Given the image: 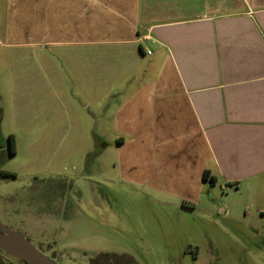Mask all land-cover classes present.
Wrapping results in <instances>:
<instances>
[{
    "label": "crops",
    "instance_id": "obj_1",
    "mask_svg": "<svg viewBox=\"0 0 264 264\" xmlns=\"http://www.w3.org/2000/svg\"><path fill=\"white\" fill-rule=\"evenodd\" d=\"M0 91L35 93L41 126L55 98L79 144L108 114L141 193L264 189V0H0Z\"/></svg>",
    "mask_w": 264,
    "mask_h": 264
},
{
    "label": "rangeland",
    "instance_id": "obj_2",
    "mask_svg": "<svg viewBox=\"0 0 264 264\" xmlns=\"http://www.w3.org/2000/svg\"><path fill=\"white\" fill-rule=\"evenodd\" d=\"M45 106L37 125L35 93L0 91V172L13 175L0 178L1 224L59 264H88L99 253L136 264H264V189L218 183L194 209L141 193L119 180L108 114L94 146L55 123V98ZM8 134L16 138L12 157ZM100 140L110 147L101 151Z\"/></svg>",
    "mask_w": 264,
    "mask_h": 264
},
{
    "label": "water",
    "instance_id": "obj_3",
    "mask_svg": "<svg viewBox=\"0 0 264 264\" xmlns=\"http://www.w3.org/2000/svg\"><path fill=\"white\" fill-rule=\"evenodd\" d=\"M0 252L27 264H59L18 232L0 223Z\"/></svg>",
    "mask_w": 264,
    "mask_h": 264
},
{
    "label": "trees",
    "instance_id": "obj_4",
    "mask_svg": "<svg viewBox=\"0 0 264 264\" xmlns=\"http://www.w3.org/2000/svg\"><path fill=\"white\" fill-rule=\"evenodd\" d=\"M9 142V155H14V141L12 136H8ZM1 177H10L12 174L1 173ZM203 180L214 183V178L209 176V172L205 171L203 174ZM0 264H27L26 262H21L15 259H12L5 254L0 252ZM90 264H136L134 260L127 255H117L111 253H100Z\"/></svg>",
    "mask_w": 264,
    "mask_h": 264
},
{
    "label": "flooded vegetation",
    "instance_id": "obj_5",
    "mask_svg": "<svg viewBox=\"0 0 264 264\" xmlns=\"http://www.w3.org/2000/svg\"><path fill=\"white\" fill-rule=\"evenodd\" d=\"M100 254V253H99ZM111 254H115V253H111ZM117 255H126V254H117ZM98 255H96L95 257H97ZM127 256H129V255H127ZM95 257L94 258H92L90 261H89V263L88 264H90L91 263V261H93L94 259H95ZM130 257V256H129ZM132 258V257H131ZM133 259V258H132ZM134 260V259H133ZM135 262V261H134Z\"/></svg>",
    "mask_w": 264,
    "mask_h": 264
},
{
    "label": "built area",
    "instance_id": "obj_6",
    "mask_svg": "<svg viewBox=\"0 0 264 264\" xmlns=\"http://www.w3.org/2000/svg\"><path fill=\"white\" fill-rule=\"evenodd\" d=\"M148 54H150V53L148 52Z\"/></svg>",
    "mask_w": 264,
    "mask_h": 264
}]
</instances>
